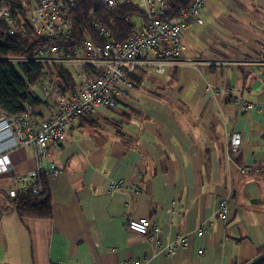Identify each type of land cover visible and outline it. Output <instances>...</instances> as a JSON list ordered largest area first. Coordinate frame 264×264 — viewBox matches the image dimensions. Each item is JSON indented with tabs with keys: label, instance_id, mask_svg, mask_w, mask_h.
<instances>
[{
	"label": "crops",
	"instance_id": "crops-1",
	"mask_svg": "<svg viewBox=\"0 0 264 264\" xmlns=\"http://www.w3.org/2000/svg\"><path fill=\"white\" fill-rule=\"evenodd\" d=\"M204 16L184 36V58L159 73L150 55L140 57L117 108L49 145L61 169L42 177L50 219L14 211L8 190L35 160L0 133L11 162L0 175V264H244L264 252V0H207ZM235 98L257 109L244 112ZM119 178L127 188L108 190ZM140 217L160 227L157 243L127 229ZM179 235L187 245L167 254L163 246Z\"/></svg>",
	"mask_w": 264,
	"mask_h": 264
},
{
	"label": "built area",
	"instance_id": "built-area-1",
	"mask_svg": "<svg viewBox=\"0 0 264 264\" xmlns=\"http://www.w3.org/2000/svg\"><path fill=\"white\" fill-rule=\"evenodd\" d=\"M75 0H38L32 2L28 24L37 36L50 41H66L71 36V24L63 19L65 2ZM107 9L113 10L126 4H133L143 11L134 18V29L121 42L114 41L110 33L98 26V35L103 40L94 43L90 37L83 35L79 41L69 47L50 44L40 48L28 56L9 57L3 60L14 65L31 61L47 66L55 64L69 70L74 78L73 89L61 93L50 82L30 87L37 88L46 96V104L42 101L43 110L35 111L31 106L21 115L4 117L0 122V133L7 132L16 143L33 152L35 167L26 173L16 176L14 185L8 190L10 197L18 193L40 192V180L45 176L61 173L56 163L48 160V147L51 144L62 145L66 142L72 126L81 120L98 115L103 109H114L119 106L132 89L130 80L135 72L138 59L150 55L151 63L157 72H163V64L184 58L186 44L185 34L192 27H201L205 23L204 10L207 0H189L186 8H177L176 15L165 19L173 9L176 0H94ZM183 3L185 0H177ZM0 21L4 30L12 36H22L23 27L15 20L10 8L0 2ZM188 59V58H187ZM189 60V59H188ZM93 71V74H90ZM232 90L230 89L229 93ZM40 97V96H39ZM41 99V98H40ZM244 112L257 109V105L243 99L235 98ZM40 113V115H37ZM240 135L233 133L230 138L231 153H237ZM49 161V162H48ZM11 170V162L7 153L0 154V175ZM247 168L241 169L245 172ZM131 185L129 189H134ZM108 190L127 188L123 178L111 179ZM217 216L225 218L227 202L221 199L218 203ZM129 231L135 232L151 243L158 242L160 227L147 217L130 218L126 223ZM197 236L205 234L202 228L196 231ZM184 235L163 246L171 255L178 248L185 247ZM198 253L202 252L199 250ZM126 264H141L140 261L127 260Z\"/></svg>",
	"mask_w": 264,
	"mask_h": 264
},
{
	"label": "trees",
	"instance_id": "trees-1",
	"mask_svg": "<svg viewBox=\"0 0 264 264\" xmlns=\"http://www.w3.org/2000/svg\"><path fill=\"white\" fill-rule=\"evenodd\" d=\"M38 0H0L11 10L15 20L23 27L22 36H12L5 32L0 21V115L12 117L24 114L26 107H41V99L34 95L29 87L50 82L61 93L73 89L74 78L71 72L61 66L48 64L42 66L31 61L19 63L17 66L3 58L30 56L40 48L50 44L69 47L79 41L83 34H88L94 43L102 42L98 35L99 25L109 31L112 39L124 41L134 29V18L143 11L133 4H126L110 10L94 0H75L72 4L65 2L63 19L71 24V36L66 41H50L37 36L28 24L32 2ZM26 2L28 6H26ZM189 0L183 3L174 1L173 9L165 19L173 18L177 8H186ZM22 73H21V72ZM94 72L91 71L90 74ZM40 180V192L18 193L11 199V205L21 218L50 219L51 204L47 188ZM264 264V261L258 263Z\"/></svg>",
	"mask_w": 264,
	"mask_h": 264
},
{
	"label": "rangeland",
	"instance_id": "rangeland-1",
	"mask_svg": "<svg viewBox=\"0 0 264 264\" xmlns=\"http://www.w3.org/2000/svg\"><path fill=\"white\" fill-rule=\"evenodd\" d=\"M26 6H28V3L26 2ZM33 90H35L36 92H38V94H39V96L37 95V94H35L32 90H31V92L34 94V95H36V96H38L39 98H41V100H44V104H46V96L45 95H43L37 88H33ZM102 111V110H101ZM101 114V113H100ZM4 118V116H2L1 115V117H0V120L1 121H3L2 119ZM7 118V117H6ZM9 118V117H8ZM108 118H106V117H99V118H97L96 120L97 121H106ZM0 121V122H1Z\"/></svg>",
	"mask_w": 264,
	"mask_h": 264
},
{
	"label": "water",
	"instance_id": "water-1",
	"mask_svg": "<svg viewBox=\"0 0 264 264\" xmlns=\"http://www.w3.org/2000/svg\"><path fill=\"white\" fill-rule=\"evenodd\" d=\"M264 261V252L260 253L259 255L255 256L251 260L245 262L244 264H258Z\"/></svg>",
	"mask_w": 264,
	"mask_h": 264
},
{
	"label": "clouds",
	"instance_id": "clouds-1",
	"mask_svg": "<svg viewBox=\"0 0 264 264\" xmlns=\"http://www.w3.org/2000/svg\"><path fill=\"white\" fill-rule=\"evenodd\" d=\"M83 120H85V119H83ZM81 121H82V120H81ZM80 123H81V122H80ZM80 123H79V124H80Z\"/></svg>",
	"mask_w": 264,
	"mask_h": 264
}]
</instances>
